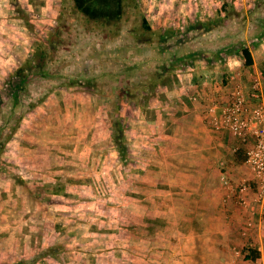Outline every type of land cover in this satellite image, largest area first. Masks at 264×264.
Here are the masks:
<instances>
[{"label": "rangeland", "instance_id": "rangeland-1", "mask_svg": "<svg viewBox=\"0 0 264 264\" xmlns=\"http://www.w3.org/2000/svg\"><path fill=\"white\" fill-rule=\"evenodd\" d=\"M69 2L0 1V264H145L150 122L194 71L189 53L225 77L234 50L264 46V0H137L140 12L98 23ZM43 52L61 77L23 85L17 71H37Z\"/></svg>", "mask_w": 264, "mask_h": 264}, {"label": "crops", "instance_id": "crops-1", "mask_svg": "<svg viewBox=\"0 0 264 264\" xmlns=\"http://www.w3.org/2000/svg\"><path fill=\"white\" fill-rule=\"evenodd\" d=\"M249 49L253 64L231 59L225 77L213 75L217 65L192 62L194 71H188L183 81L180 78L169 95L170 108L154 109L157 117L150 123L159 128L160 139L150 142L155 156H145L147 164H155L153 183L149 181L154 187L145 184L138 191L140 207L147 208V197L154 195L156 209L154 219L146 212L141 219L143 227L155 228L154 241L139 252L145 264L150 259V264H264V230L259 225L248 229L249 209L240 206L234 194L252 178L245 153L255 137L236 138L211 124L230 104L233 90L250 91V72L264 79V46ZM257 105H264V93L249 102L244 116ZM222 177L230 186L222 183ZM254 195L249 191L251 200ZM260 217L264 219V213ZM252 250L260 257L251 259Z\"/></svg>", "mask_w": 264, "mask_h": 264}, {"label": "built area", "instance_id": "built-area-1", "mask_svg": "<svg viewBox=\"0 0 264 264\" xmlns=\"http://www.w3.org/2000/svg\"><path fill=\"white\" fill-rule=\"evenodd\" d=\"M250 79L252 80L250 91L246 92L240 88L233 90L230 104L221 108L219 116H214L211 124L216 129L229 131L236 138L249 134L255 137V143L245 153L246 165L252 178L241 183L234 194L236 202L249 209L248 229H254L259 225V228L264 230V219L260 217V214L264 213V105L251 106L244 116L249 102L262 98L264 79L256 73L250 74ZM222 183L230 186L225 177H222ZM252 190L255 195L251 200L249 191ZM235 251L237 254L240 253L239 250Z\"/></svg>", "mask_w": 264, "mask_h": 264}, {"label": "trees", "instance_id": "trees-1", "mask_svg": "<svg viewBox=\"0 0 264 264\" xmlns=\"http://www.w3.org/2000/svg\"><path fill=\"white\" fill-rule=\"evenodd\" d=\"M68 5L67 3H64V12L73 13L75 15H79L81 18H83L86 22H114L119 21L124 16L125 13L128 11L131 12L133 10H138L140 12V6L137 2V0H71ZM72 7V11H70V8ZM127 8L129 9L127 11ZM63 14V13H62ZM143 23H146V19L143 18ZM236 53V56L239 58L241 62H243L245 65L249 66L253 64V57L251 54V51L247 47H240L236 50H234ZM44 52L43 56L40 57L41 61L39 59V64L34 68V73H24L23 69H19L17 71V75L21 78L23 85L28 84L30 81L42 77L47 79H54V78H60L61 75H53L48 70L43 68V61L44 59ZM188 60H204L208 63V65L214 64V60L210 59V57L203 51H195L191 52L187 55ZM31 66V65H30ZM30 71V69H28ZM118 79H122V75H118ZM78 81H73L71 84H77ZM85 84L90 85L91 79H86ZM260 252L257 250H252L250 253L251 259H256L260 257Z\"/></svg>", "mask_w": 264, "mask_h": 264}]
</instances>
